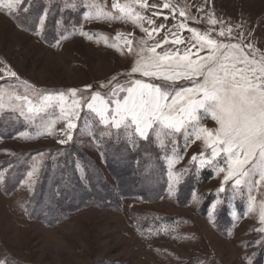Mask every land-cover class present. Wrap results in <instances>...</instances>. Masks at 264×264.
Segmentation results:
<instances>
[{"label":"rangeland","instance_id":"374dc122","mask_svg":"<svg viewBox=\"0 0 264 264\" xmlns=\"http://www.w3.org/2000/svg\"><path fill=\"white\" fill-rule=\"evenodd\" d=\"M119 2L123 4L128 0ZM165 2L170 3V8H163ZM37 3H43L41 15H45L47 9L46 25L39 35L36 34L39 19L36 23H26L20 17L28 13L23 8L31 10ZM66 3H75L76 6L66 7ZM85 3H95L104 11L119 14L112 8V0H30L14 15L5 14L6 10L0 11V69H10L19 77L18 80L0 71V77H3L0 79V89L23 94L25 90L21 82L27 81L35 88L47 91L83 89L85 85H92L93 91L103 93L107 89H100V82L130 71L134 61L127 48L121 52L108 46L117 42L114 39L117 32L125 35L131 33L130 38L137 41L145 39L150 46L155 41H163L167 35L169 43L163 45L162 49L158 48L157 52L179 49L182 53L186 45L172 44L168 30L185 40H191L192 33L174 26L183 21L188 27L197 28L200 32L207 31L212 27L206 20L208 12L222 19L226 26L243 23L244 43H253L258 49L257 55L264 52V0H149L157 7L147 10L133 5L135 10L154 21L153 25H149L145 19L144 28L166 25L158 34H153V39H149L131 20L107 22L87 18L95 15L96 8L86 7ZM185 7L188 14L201 19V22L185 21L179 14ZM197 8L203 11H197ZM153 12L159 15L153 16ZM166 16L167 20L164 19ZM215 28L213 38L224 40L217 36L220 25L217 24ZM239 31L241 29H235V32ZM81 32L87 35H80ZM65 35L68 38L61 39ZM103 36L109 38L107 44ZM137 78L146 82L149 80L147 77ZM126 79L127 76L118 75L120 82ZM4 114L19 120L22 127L13 137L0 138V260H4L5 264H264V260L260 262V255H264V233L255 230L264 225L259 222L258 209L247 212V188L241 186V191L235 193L232 187L234 181L230 180L223 184L225 191H218L224 173H218L207 165L200 167L198 160L191 159L202 150L210 156L211 150L204 149L200 141L190 143L185 149L182 136L178 137L175 145L181 159L172 171L180 173L185 168L188 171L181 177L172 195L168 191V158L173 155V145L161 147L153 139L166 171V187L158 199L148 201L131 196L110 208L88 206L69 213L52 226L30 217L26 203L34 190L29 192L26 184L21 182L26 180L34 163L40 164V177L46 163L76 145L95 163L105 179L115 186L107 169L108 161H113L109 145L118 140L129 142L123 129L119 130V137L116 129H111V137L102 136L101 132L108 129L96 121L91 122L95 139L74 130L73 140L60 144L58 140L66 139L60 132L63 121L57 123L53 135H42L44 129L39 119H26L19 111L8 107L7 103L0 110V116ZM81 115L82 118L77 121L78 128L84 126L83 113ZM203 123L209 128L215 126L210 118ZM136 139V146H132V149L138 146L140 139ZM8 160L15 161V166L20 164L19 168L11 170L19 179L17 185L9 189L5 185ZM76 161L80 166L78 175L84 178L85 163L79 156H76ZM217 162L218 167H227L220 158L214 161ZM115 166L118 167L116 163ZM205 169L211 171V177L193 189L186 202L180 196L182 186L189 177H196ZM193 192L197 199H193ZM252 194L258 201L264 200V187L259 193L254 189Z\"/></svg>","mask_w":264,"mask_h":264},{"label":"snow or ice","instance_id":"6c2138e0","mask_svg":"<svg viewBox=\"0 0 264 264\" xmlns=\"http://www.w3.org/2000/svg\"><path fill=\"white\" fill-rule=\"evenodd\" d=\"M26 2L30 3V0H0V11L6 10L5 14L14 15ZM133 5H138L143 10L157 7L156 4H150L149 0H128L123 4L119 0H112V8L119 13L113 15L95 3H85L86 7L96 8L95 15L87 18L107 22L131 20L149 39H153L154 33L158 34L161 29L166 28L164 24L151 29L144 28L145 19L149 25H153L154 21L135 10ZM65 6L76 5L66 3ZM163 8H170V3L165 2ZM28 10L27 7L23 8L24 12ZM197 11L203 9L197 8ZM46 13L47 9L45 15L39 16L37 35L46 25ZM179 14L185 21L190 19L201 22V19L188 14L186 7ZM157 15L159 13L153 12V16ZM164 19L167 20L168 17ZM206 20L212 27L204 32L188 27L183 21L174 26L192 33L191 40H185L176 32L168 30L172 36V44L186 45L182 53L179 49L157 52L158 48L162 49L163 45L169 43L167 35L163 41H155L150 46L145 39L137 41L130 38L131 33L125 35L117 32L114 37L117 42L108 46L121 52L127 48L128 53L134 56V61L130 71L100 82L99 88L107 89L103 93L93 91L92 85H85L83 89L47 91L22 81L25 90L23 94L0 89V110L7 103L8 107L19 111L26 119H39L44 129L42 135H53L57 123L63 121L60 132L66 139L58 140L60 144L72 141L74 130L95 139L91 122L98 121L99 125L108 129L107 132H101L102 136L111 137V129H116L119 137V130L123 129L133 147L136 146L137 137L144 141L154 139L161 147L173 145V155L168 158L169 195L174 193L175 186L188 171L186 168L180 173L172 171L173 166L181 159L175 147L178 137L184 138L185 149L190 143L200 141L204 149L211 150V155H205L202 150L191 157L192 161L198 160L200 167L207 165L218 173H224L218 190L220 192L225 191L223 184L230 180L234 181L232 187L235 193L241 191V186L247 188V212L258 209L259 222L264 225V200L258 201L252 194L254 189L259 193L264 187V52L257 55L258 49L253 43H244L246 37L243 23L226 26L222 19L211 12L206 14ZM57 24L59 25V21ZM217 24L220 25L217 36L224 40L212 36ZM235 29L241 31L235 32ZM80 35L87 34L81 32ZM67 38L66 35L61 36V39ZM103 39L107 44L109 38L103 36ZM233 40L237 42H232ZM0 71L19 80L17 73L10 69ZM118 75L127 76V79L120 82ZM137 77H147L149 80L146 82ZM82 113L84 126L78 128L77 121L82 118ZM209 118L214 122V127L204 125L203 121ZM217 158L223 160L227 167H218V162L214 163ZM79 168L77 165V169ZM40 171L39 162L34 163L26 180L21 182L26 184L29 192L38 183ZM55 195H59V192ZM192 196L197 199L195 192ZM212 207L214 209L215 204ZM255 230L264 233V227ZM0 264H5V261L0 260Z\"/></svg>","mask_w":264,"mask_h":264},{"label":"trees","instance_id":"16d2710c","mask_svg":"<svg viewBox=\"0 0 264 264\" xmlns=\"http://www.w3.org/2000/svg\"><path fill=\"white\" fill-rule=\"evenodd\" d=\"M42 6L43 3H37L36 7L27 11L26 16L20 17L26 23H36ZM20 130V121L12 115L0 116V138H11ZM109 147L113 161H108L107 169L115 186L105 179L89 157L76 145H72L54 160L46 163L34 192L26 203L28 215L52 226L66 218L69 213L88 206L110 208L118 206L125 197L136 196L153 201L162 196L166 187V171L160 159V150L155 143L140 139L138 146L132 149L130 143L118 140ZM76 156L85 163V179L78 175ZM6 162L9 165L5 185L9 189L17 185L19 179L11 170L19 168L20 164L15 166L13 160ZM210 177L211 171L207 169L196 177H189L182 186L180 196L187 202L190 192ZM57 191L59 195H55ZM260 260L262 263L263 254L260 255Z\"/></svg>","mask_w":264,"mask_h":264}]
</instances>
